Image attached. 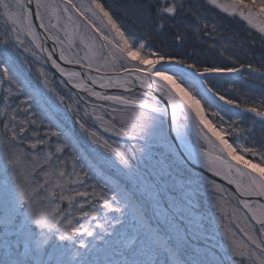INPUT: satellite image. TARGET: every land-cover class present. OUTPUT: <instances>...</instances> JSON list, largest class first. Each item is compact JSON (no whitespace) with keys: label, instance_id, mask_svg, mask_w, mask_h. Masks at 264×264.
<instances>
[{"label":"snow or ice","instance_id":"snow-or-ice-1","mask_svg":"<svg viewBox=\"0 0 264 264\" xmlns=\"http://www.w3.org/2000/svg\"><path fill=\"white\" fill-rule=\"evenodd\" d=\"M207 3L264 34V0ZM129 10L140 32L128 30L103 0H0V85H9L0 109V156L12 180L11 187L5 182L0 190L5 218L0 264H223L208 247H197L202 229L191 208L205 183L217 193L224 255L232 264H264V141L248 143L254 125L240 127L238 120L226 119L222 105L239 109L241 104L213 83L246 67L250 72L259 69L243 63L236 67L231 57V65L201 64L179 52L189 32L197 39H217L216 24L208 22L197 0H132ZM166 29L175 51L166 50ZM47 40L53 42L51 49L45 47ZM153 40L162 42L154 45ZM57 50L61 61L85 71L61 67L54 58ZM28 53L33 63L46 56L45 62L86 96L66 104L42 69L38 83L27 79L13 54L30 67ZM19 95L25 99L13 106L10 101ZM88 98L106 103L92 104L90 111ZM243 111L264 121V96L259 106L245 103ZM98 128L143 141L141 158L136 145L129 156ZM191 134L196 146L189 143ZM242 136L244 142H239ZM149 142L165 152L151 170H142L145 147L153 146ZM200 160L235 192L188 170V162ZM113 169L119 173L115 181ZM65 201L67 208H62ZM101 207L103 216L98 215ZM108 212L119 216L109 219ZM129 212L136 220L134 233L121 240L113 221L121 223L119 217ZM9 226L14 240L8 239ZM93 253L96 257L90 258Z\"/></svg>","mask_w":264,"mask_h":264},{"label":"trees","instance_id":"trees-1","mask_svg":"<svg viewBox=\"0 0 264 264\" xmlns=\"http://www.w3.org/2000/svg\"><path fill=\"white\" fill-rule=\"evenodd\" d=\"M103 1L110 2L112 0ZM123 1L126 3L123 4L124 6L129 3L127 0ZM197 3L201 6V12L205 15L208 22L210 24H216L218 31L215 35L217 39L215 42L210 36H201L200 39H197L192 32H189L185 43L180 46L179 52L181 54L187 53L191 55L192 59L201 64L224 63L231 65L232 60H230L229 57L236 61L234 65L236 67H239L241 63L245 65L252 64L253 67L259 69V71L250 72L246 67L245 70L247 71L243 70L239 76L220 77L214 79L213 83L218 84V90L220 92L239 102L241 104L240 109L244 108L245 103L251 105L255 102L257 106H259V101L262 96H264V37L250 30L240 21L223 16L210 8L205 3V0H197ZM164 35L168 42L166 50L175 51V42L172 39V33L168 32L166 29ZM161 42L160 40L152 41L154 45H159ZM213 43H215L214 47L212 46ZM222 51L224 55H221ZM1 102L0 106L2 104ZM15 104L16 103H14V106ZM223 108L227 110L226 119L231 118L238 120L240 122V127H252L254 125L255 132L253 137L250 138L255 139L257 142L264 141V127H261V122L255 121V118L248 114H240L231 109ZM241 138H243V136ZM101 210H103L102 207ZM105 211L106 210L100 211L98 215L103 216ZM113 215L119 216L118 213L108 212L109 219H111ZM119 219L121 223L117 224L114 221L113 223L120 234L121 240H127L134 233V226L136 224L135 217L129 212L124 216H120ZM97 244H99V241H97ZM108 254L111 255V252ZM99 258H101V256ZM113 258L122 259L123 257L116 256Z\"/></svg>","mask_w":264,"mask_h":264},{"label":"rangeland","instance_id":"rangeland-1","mask_svg":"<svg viewBox=\"0 0 264 264\" xmlns=\"http://www.w3.org/2000/svg\"><path fill=\"white\" fill-rule=\"evenodd\" d=\"M129 1V3H127V5H123L126 4L124 3L123 0H112L110 2H105V4L111 5L113 11L116 13V15L123 21V23L126 25V27L128 28V30L130 31H137L140 32L141 26L139 24V22L136 20L134 14L131 12V10H129V5L132 3V0H127ZM80 0H77V3H79ZM131 2V3H130ZM221 3H226L228 2V0H220ZM205 3L212 9H214L215 11L219 12L220 14H222L223 16H227L228 18L231 19H236L238 21H240L242 24H244L247 28H249L250 30L255 31L257 34H260L261 36L264 37V34L260 33L258 31L257 28H253L251 25H249L246 21L242 20L239 16H230L227 13H224L221 9L215 8V6L213 5H209L207 3V0H205ZM126 10H127V14H126ZM63 34L61 33V36ZM79 49V45H77V48H73L72 52L73 54ZM14 58L17 62V64L23 68L24 73L27 77V79L38 83L39 82V70H43L46 74L47 77L49 79V83L50 86L55 88L57 91H59L62 95H64L66 97V104L69 103H74L75 99L77 96L75 93L71 92L66 86L65 84L62 82V80H60L59 78H57L55 75H53L49 69L47 68L44 60L39 61V62H35L33 63V57L31 56L30 53L25 54L28 57V60L30 62V67L29 65H25L24 61L22 59H20L19 56H16L15 54ZM80 55H83V52H80ZM245 70V69H244ZM247 71V70H245ZM110 72V71H109ZM243 72V70H242ZM240 74H232L231 76L225 75L223 77H236L239 76ZM264 79V78H263ZM9 85L7 84V82H5L4 84L0 85V100L3 101V97L7 95V93L5 92V89L8 88ZM25 99V97L23 95H19L14 102L10 101V103L13 104H20L21 101H23ZM0 101V102H1ZM90 101L89 104V110L91 111V105L92 104H100V103H96L94 101ZM1 106L0 109L4 108V104L3 102H1ZM217 104H222V102L217 101ZM225 108L231 109L237 113L240 114H245V115H250L252 117L255 118V121H259L261 122V127H264V121H261L260 118L255 117V114L253 113H247L244 112L243 109H238L235 107H231L228 105H222ZM22 108H26L27 105H21ZM213 110H216L215 108ZM98 112H100V114L102 113V110L97 109ZM81 113H83V108H81ZM21 116H23V113H21ZM2 119V118H0ZM105 119H108V117H105ZM92 121L89 120V123H91ZM0 130H2V125H0ZM41 134H43V132L45 131V129L43 127H39L37 129ZM76 130L79 133V126H76ZM98 131H100L101 135L108 139L109 142L116 147L119 151L122 152H126L128 153L129 156L132 155V152L130 151V149L132 148L133 145H136L137 147V158L140 159L141 158V153L139 151L140 145L144 144L143 141H140L139 144L137 143L136 140H133L130 138L129 136H117L114 133L111 132H104L102 129L98 128ZM54 139V138H53ZM230 142H231V138ZM239 142H244L243 138H241V140ZM252 139L249 138L248 143H251ZM150 144H152V147H145V154L143 155L142 159H143V163H141L140 167L142 170H151L153 164L155 163V160L160 158V153L165 152V149L162 146L156 145L155 142H149ZM27 146V145H26ZM149 153L154 154V158L150 159L149 158ZM119 167V165L117 164V168ZM69 170H71V161H69ZM190 170V169H188ZM191 171V170H190ZM192 173L196 174L195 172L191 171ZM113 173L114 175L112 176V179L115 181V176L119 175V173L116 171V169H113ZM197 175V174H196ZM199 176V175H198ZM201 176V175H200ZM5 182H7V185L9 187L12 186V180H11V171L10 169H8V165L6 164V161L4 160V158L2 156H0V190H3V188L5 187ZM118 183V181H116ZM94 183V181L89 180L88 184H92ZM224 187V186H223ZM226 189L227 192L231 193L226 187H224ZM89 191H91V189H88ZM111 195V193L109 194ZM217 193L213 190L212 186L210 184L205 183L204 186L202 188L199 189L196 197L193 198V207L191 208V217L194 219V221L199 224L201 226L202 229V236H201V240L197 242V247H208L212 253H214L218 258H222L223 259V264H232V261L229 259L228 256L224 255L225 249L223 247V245L225 244V234H224V230L223 227L221 225V212L218 210L216 204H217ZM58 202V201H57ZM185 203H187V201H185ZM61 207L62 208H67V202H61ZM87 210V206L86 209ZM104 211V210H101ZM103 213V212H101ZM100 214V213H98ZM151 214V213H150ZM229 218H231V212H229ZM75 222V221H74ZM227 222V221H225ZM81 223H83V221H81ZM93 224H95V221H93ZM30 227H35V225H30ZM10 228V232H9V236L8 239L10 240H14L16 237L14 235H12V231H14L13 229H11V226H9ZM5 231V218L3 215V210L0 209V255H2L3 253V245H2V241H3V233ZM237 233L239 234V230L236 229ZM86 240H90V237H85ZM20 251H23V247L21 246ZM80 251H83V249H81ZM96 253L92 254V257L90 258H94L96 257ZM103 254H99V257L101 256V259L103 258L102 256Z\"/></svg>","mask_w":264,"mask_h":264},{"label":"water","instance_id":"water-1","mask_svg":"<svg viewBox=\"0 0 264 264\" xmlns=\"http://www.w3.org/2000/svg\"><path fill=\"white\" fill-rule=\"evenodd\" d=\"M44 36L45 34L43 33V31L41 30V40L43 41L44 40ZM53 42L51 40H47L45 42V47L51 49L53 47ZM54 58L57 59V62L60 63L61 67H64L65 69L69 70V71H80V72H84L85 69H81L79 67V65L77 64H65L63 61H61L59 59V51L57 50L56 53H54ZM46 56L44 57V62L46 61ZM47 68L49 69V71L55 75L57 78H59L60 80H62V82L65 84V86L73 93H75L76 95H85L86 96V93H80L78 92L76 89H73L71 88V85L67 84L66 82V78L65 77H62L60 75V73L52 67L51 65V62L50 61H47L45 62ZM92 75H98L97 73L95 72H92L91 73ZM103 74V73H101ZM108 75H115L114 73L112 72H108L107 73ZM90 83V81H89ZM96 90L97 91H107L109 94H114V93H122V94H127V93H123V89H107V90H102L100 89L99 87H96ZM137 90H138V86H137ZM89 100L91 101H94L96 103H106V102H101V101H95L94 98H88ZM165 120L167 123H170V110H169V115L167 117H165ZM172 140L173 142L175 143V138L174 136L172 137ZM189 143L192 145V146H196V143H191L189 141ZM181 152L183 153V150L181 149ZM185 161H187V157L185 156L184 157ZM187 167L188 169H190L191 171L195 172L196 174L198 175H201L203 177H207L208 180H214L216 182V184H219V185H222L224 187H226L231 193L235 192V188L234 186L232 185H228L227 181L223 180L222 178L220 177H217V176H214L213 173L209 172L205 167H203L200 163L196 162V161H190L187 163Z\"/></svg>","mask_w":264,"mask_h":264},{"label":"bare ground","instance_id":"bare-ground-1","mask_svg":"<svg viewBox=\"0 0 264 264\" xmlns=\"http://www.w3.org/2000/svg\"><path fill=\"white\" fill-rule=\"evenodd\" d=\"M189 141L191 142V143H196L197 144V139H196V137H195V135L194 134H191L190 135V139H189ZM197 162V161H196ZM198 163H200L203 167H205L204 166V164H203V161L202 160H200V161H198ZM206 168V167H205ZM207 169V168H206Z\"/></svg>","mask_w":264,"mask_h":264}]
</instances>
